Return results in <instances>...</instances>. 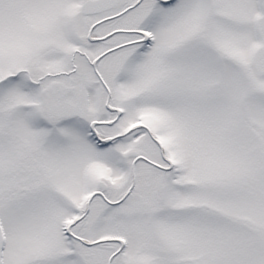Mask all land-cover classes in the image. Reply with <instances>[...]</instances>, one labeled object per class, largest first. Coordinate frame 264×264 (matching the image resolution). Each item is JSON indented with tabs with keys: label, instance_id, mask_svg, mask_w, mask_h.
I'll return each instance as SVG.
<instances>
[{
	"label": "snow or ice",
	"instance_id": "obj_1",
	"mask_svg": "<svg viewBox=\"0 0 264 264\" xmlns=\"http://www.w3.org/2000/svg\"><path fill=\"white\" fill-rule=\"evenodd\" d=\"M0 264H264V0H0Z\"/></svg>",
	"mask_w": 264,
	"mask_h": 264
}]
</instances>
